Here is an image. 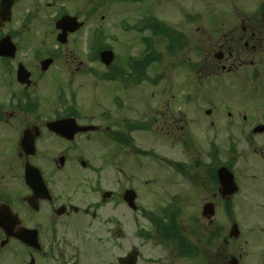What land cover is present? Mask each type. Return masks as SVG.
<instances>
[{
  "label": "flooded vegetation",
  "instance_id": "1",
  "mask_svg": "<svg viewBox=\"0 0 264 264\" xmlns=\"http://www.w3.org/2000/svg\"><path fill=\"white\" fill-rule=\"evenodd\" d=\"M12 1L11 20L0 19V40L8 37L0 46V264H78L73 244L74 235H78L73 220L78 215L87 219L83 228L85 243L92 241L101 247V253L107 243L116 245L115 231H110L111 227L106 225L112 226L118 221L115 220L118 206L122 202L126 204L124 192L135 190L136 207H128L132 212L147 211L137 203L142 194L140 186H123L120 183L123 178L118 179L117 174L125 169V151L131 149L137 134L149 130L152 125L159 126L158 130L165 129L167 135L172 134L185 151L192 148L200 138L195 139L196 133L202 132V126L207 124L204 122L201 126L196 122L190 126L192 115L205 103L211 105L202 109L206 116H212L207 120L209 124L214 125L225 117L231 125L244 126L241 136L251 143L255 164L236 168L233 162L226 159L224 162L223 155L209 152L206 153L207 162H195L201 174L189 176L185 172V176L200 179L206 194L200 204L201 214L207 206L215 217L220 207V213L238 226L234 209L240 196L253 203L251 208L264 216V123L245 114L240 116V108L235 112L228 110L230 106L222 104L224 98L218 94L230 88L250 102L264 87V19L202 28L197 25L199 17L193 7H181L177 13L165 11L179 0H114L118 9L119 4L141 2L144 11L136 21L127 15L116 16L117 50H113L114 59L106 65L99 53L110 47L102 44L101 34L86 37L97 46L92 53L79 58L71 41L74 33H68L64 42L59 41L55 20L36 23L39 5L35 8L29 0V7L17 15L14 9L21 0ZM73 15L82 20L77 14ZM126 31L134 33L130 37H134V42H122L120 32ZM214 41L216 45L211 49L214 64L208 62L200 66V48L203 43ZM171 54L186 55L197 62L196 74L191 73L190 77L184 72L185 75L178 78L189 85L183 91H175L174 82L164 72L163 62ZM144 69H149L152 75L150 85L158 87L161 80L165 81V87L159 88L165 89L161 93L163 98L157 95V109H153L156 113L148 122L142 118L143 110L138 104L141 97L128 95V101L124 96L137 88ZM60 72L61 76L66 75L61 85L57 82ZM87 81L93 87L118 84L123 93L117 96L118 109L127 112L117 119L108 107L96 115H86L91 118L90 123L104 121L107 124L103 130L105 134L86 135L99 132L100 125L96 131L84 133L86 136L62 137L51 132L47 125L52 120L71 117L80 124L86 123L80 122L78 95ZM64 94L70 95L69 104L63 99ZM163 107L168 116L164 112L161 114ZM220 107L226 113L223 114ZM25 132L30 135L29 141H23ZM133 151L137 157L147 156L144 149L134 148ZM92 154L98 163H89ZM71 161L80 167V172L78 166L69 165ZM221 165L233 173L236 191L232 195L220 191L218 169ZM77 172L85 178L80 184L74 178ZM86 172H92L94 177H87ZM194 196L198 198L199 195L194 193ZM207 215L202 214L209 223ZM150 225L153 231L162 229L160 223ZM239 231L231 238L229 230L223 236L224 242L233 241ZM162 235L163 240L159 234L156 237L168 249L171 243L168 229H162ZM220 235L219 230L210 233L213 243ZM236 259L239 262L238 257Z\"/></svg>",
  "mask_w": 264,
  "mask_h": 264
},
{
  "label": "rangeland",
  "instance_id": "2",
  "mask_svg": "<svg viewBox=\"0 0 264 264\" xmlns=\"http://www.w3.org/2000/svg\"><path fill=\"white\" fill-rule=\"evenodd\" d=\"M28 2L29 0H21V4L14 9L17 12L15 14L20 15V12H24L29 7ZM261 4L264 5V0H179L176 5H169V7L165 8V11L167 13L169 11L177 13L181 7L184 9H191L193 7L199 17L197 25L205 28L208 25H219L227 22H247L252 19H264V13L260 10ZM38 5V9H36L38 13L36 23H46L47 21L55 20L59 16L60 11L75 13L85 22V25L74 32V36L71 38L74 51L80 56H78L79 58H83L84 54L93 52L95 45L91 40L86 39V37H90L96 34V32L103 36L102 44L109 45L114 51L115 49L117 50L115 34H119V32L116 27V16L127 15L129 19L136 21L139 16H143L144 11L141 2L126 6L119 4L118 9L115 8L116 4L114 0H31V6L36 8ZM44 14L45 17L43 16ZM120 33L122 42L127 43L131 40L134 42V37L130 38L134 33L130 34L127 31ZM213 43H203L202 48H200V55H202L200 66L206 65L208 62L210 65L214 64L211 49L216 43L215 41ZM136 47L137 44L134 48ZM163 63L165 74L170 76L171 82H174L175 91L187 89L189 85L186 81L178 78L180 76L183 77L185 75L184 72H187L190 77L191 73L196 74L194 71L195 64L197 63L195 59H189L186 55L178 57L176 54H171V57L167 58ZM159 70H162V68ZM140 75L141 82L137 88L132 89L128 94L126 92L124 96L128 98V95L132 96L136 94L141 97L142 103L139 101L138 104H141L140 108L143 110L142 118L146 121L156 113L153 109H157V95L161 96V93L164 92L165 89L159 88L164 86L165 81L161 80L159 86L155 87L149 83V80L152 79L149 69L141 70ZM60 76L61 72L58 75L59 80L57 81L61 85V80L66 75ZM88 83L87 81L78 95L80 122L90 123L91 118L86 117V115H96L108 107L112 110L113 117L117 119L124 112H127L126 110H122L121 112L118 109L119 99L117 96L123 94L121 93L122 88L119 90L118 84L106 83L93 87ZM153 93L154 96H152ZM218 94L224 98L221 103L230 106L228 110L235 112V109L240 108V116L245 114L264 123V87L258 90L257 98L250 102L243 100L240 94L230 88H227L225 91H219ZM69 96L68 94H64L62 97L68 100ZM161 97L163 98V96ZM159 103L161 104L162 102ZM209 106H211L209 103H205L204 107L200 108L201 110H195L194 115H192L193 123L190 122V126H194L196 122L201 126L204 125V122L207 123L204 127L202 126V132L196 133L195 139L199 136L200 138H198L199 140L192 148L185 151L178 144L179 142L173 138L172 134L167 135L165 129L163 131L158 130L159 126L152 125L149 130L136 135L131 149L125 151L127 156L125 169L117 174L118 179L123 178L120 182L123 186H140L142 194L139 195L137 203L149 213H157L162 216L165 214H161L160 210L169 208V205L174 206L171 209L174 210L175 215L178 217L177 223L183 229L189 241L192 240L197 244L198 255L179 256L175 248L176 242H171L170 247L168 249L165 248V244L156 237L155 231L151 229L150 219L147 216H143V212L141 211L132 212L122 202L115 214V220L118 221L113 223L112 226L106 225L107 227H111L110 231H115L113 238L116 245L112 246L110 243H107L103 246L102 253L101 247L92 241L91 243L84 242L85 235L83 228L85 222H87L86 217L78 215L73 220L75 222V233L78 234L77 236L76 234L74 235L73 241L76 248L75 255H77L79 261L78 264H118L117 257L124 256L128 251L133 249L139 252L138 264H214L216 262L223 264L224 262L229 263L231 257H238V264H264V216L259 215L251 208L253 207V203L248 202L245 198L238 197L240 199L234 209V215H237L235 219L239 226V235L233 241L225 243L223 236L228 234L232 223L220 213L221 209L219 207L215 211V217L211 216L209 219L210 223L214 218L213 222L209 224L208 220L204 219L201 215L202 206L200 204L206 194L201 188L200 179L186 177L179 173V170L175 166V161H178L186 167V172L189 173V176H193L196 173L200 175L201 173L198 172L200 171L199 166H194V163H204L207 159L206 153L214 152L215 149H217L215 151L217 155H223L222 160L224 162L229 160L231 163L233 162V166L236 168L253 166L255 164L251 143L246 142L241 136L245 130L244 126L231 125V123H227L225 117H222V121L219 119L214 125L209 124L207 120H210L212 116L209 117L202 113V109H206ZM220 110L223 111V114L226 113L223 107H220ZM162 112L168 116V111L164 107L161 110V114ZM92 123L100 124L101 130L97 133L88 132L86 135L105 134L103 130L107 124L104 121L96 120V122ZM86 135L77 134L76 136ZM213 135H215V139L212 138ZM134 148L146 150L147 156L142 158L137 157L133 151ZM98 161L95 155H93L90 157L89 163L95 164ZM69 165L78 166L73 161ZM78 172H80L79 166ZM78 172L74 178L75 180L77 178L80 184L81 180L85 178ZM85 174H88L87 177H94L92 172H86ZM192 180L197 184H193ZM73 186L71 183V189ZM194 193L199 195L198 198H195ZM100 215L102 216V214ZM141 230L142 233L146 232L150 238H142ZM215 230H220L221 235L219 240L215 243L212 241L209 245L206 244L210 233ZM79 241L82 242L79 244ZM203 241L205 246H203Z\"/></svg>",
  "mask_w": 264,
  "mask_h": 264
},
{
  "label": "water",
  "instance_id": "3",
  "mask_svg": "<svg viewBox=\"0 0 264 264\" xmlns=\"http://www.w3.org/2000/svg\"><path fill=\"white\" fill-rule=\"evenodd\" d=\"M0 4H1L0 19L9 20L11 16L10 10H11L12 4L8 3L6 0H2ZM83 23L84 22L82 21L78 22L77 18L71 15L70 16L64 15L61 18H59V20L56 21V25H57V29L61 30V32L58 34L59 38H61V41L63 42L66 40L67 32L75 31L79 29L83 25ZM100 55H101V60L106 65L110 64V62L114 58V54L112 53L111 50H104L100 53ZM48 127L51 131H55L57 134H60L65 137H75V134L77 132H86V130H96L97 128L93 125H86V126L78 125L71 118H63V120L49 122ZM24 135L25 137L23 141H28L30 138L29 133L25 132ZM218 171H219L218 173L219 182L221 183L220 191L224 192L225 194L232 195V192H234L235 190L232 173L228 171V169L224 166L220 167ZM123 197L131 208L135 207L134 200L136 197H135V193L133 189L125 191ZM212 212H213L212 209L211 210L209 208L207 209V206L203 208L204 214L211 215ZM236 234H237V226L233 224V228L230 233V236H234ZM137 256H138V252L131 251L126 256L120 257L118 259V262L119 264H137L136 263ZM231 264H237V260L235 259L231 261Z\"/></svg>",
  "mask_w": 264,
  "mask_h": 264
},
{
  "label": "trees",
  "instance_id": "4",
  "mask_svg": "<svg viewBox=\"0 0 264 264\" xmlns=\"http://www.w3.org/2000/svg\"><path fill=\"white\" fill-rule=\"evenodd\" d=\"M261 8L264 11V5ZM168 218L169 219H167L166 221V226H168V229H170V240H172V242H176V250L178 252V255L179 254L181 256L193 255L194 251L191 248V245L188 244L184 235L182 234V229L179 227V224L177 223V218L173 216V214L169 215ZM162 221H164V219H161L159 217L153 219L154 223L162 222Z\"/></svg>",
  "mask_w": 264,
  "mask_h": 264
}]
</instances>
